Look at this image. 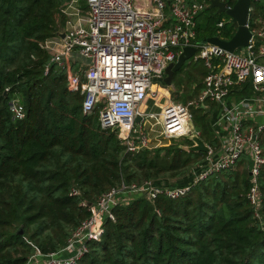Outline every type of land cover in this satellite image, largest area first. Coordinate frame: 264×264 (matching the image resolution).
Listing matches in <instances>:
<instances>
[{
	"label": "trees",
	"instance_id": "obj_1",
	"mask_svg": "<svg viewBox=\"0 0 264 264\" xmlns=\"http://www.w3.org/2000/svg\"><path fill=\"white\" fill-rule=\"evenodd\" d=\"M67 1L0 0V264H28L38 253L58 252L89 217L85 203L95 205L123 182L185 186L186 174L206 155L179 149L190 144L185 138L129 152L118 131L101 127L98 110L83 112L82 70L51 64L42 47L65 30ZM251 8L264 10L256 0ZM222 15L212 9L198 17L197 43L234 37L231 18L217 28ZM234 93L252 96L251 84ZM12 101L24 107L23 119L14 118ZM211 120L201 110L195 128L218 147ZM236 170L209 176L177 200L139 197L117 208L79 264H264V167L258 210L248 198L249 171Z\"/></svg>",
	"mask_w": 264,
	"mask_h": 264
},
{
	"label": "built area",
	"instance_id": "obj_2",
	"mask_svg": "<svg viewBox=\"0 0 264 264\" xmlns=\"http://www.w3.org/2000/svg\"><path fill=\"white\" fill-rule=\"evenodd\" d=\"M70 1L61 7L68 17L65 30L57 33L65 35L59 42L61 50L53 46L51 38L42 47L51 54V64H74L82 70L83 112L92 114L98 110L101 127L118 131L129 152L150 149V119L155 125L156 121L159 123V135L164 140L181 139L194 133L200 135L192 109L204 110L209 103L221 106L232 98L236 101L225 106L212 125L220 145L207 143L210 152L188 172L191 183L172 187L153 181L123 182L89 207V217L73 232L64 248L49 254L38 253L28 264H79L88 251V243L99 237L103 222L115 221L117 208L139 197L151 202L161 196L171 200L183 198L209 176L236 170L243 158L249 162L248 198L258 210L262 201L259 176L264 167V27L251 30L247 47L229 52L215 44L196 42L197 19L213 0H86L87 17L77 25L70 19L73 12L80 16V10L76 0ZM219 1L229 9L237 2ZM226 24L223 19L217 28L223 29ZM188 47L196 48L194 59L202 61L207 72L202 92L193 100L169 103L155 117L142 112L144 103L158 96L153 86H164L159 79L165 77L168 66ZM48 72L49 67L45 74ZM248 83L252 96L236 98L234 91ZM11 111L15 119L25 117L19 101L11 102ZM139 115L142 121L137 124Z\"/></svg>",
	"mask_w": 264,
	"mask_h": 264
},
{
	"label": "water",
	"instance_id": "obj_3",
	"mask_svg": "<svg viewBox=\"0 0 264 264\" xmlns=\"http://www.w3.org/2000/svg\"><path fill=\"white\" fill-rule=\"evenodd\" d=\"M252 1L255 0H237L233 8H228L226 3H221L219 0H213L209 6V10L217 9L218 14H226L231 19L232 22L238 26V30L235 33L234 37L229 40L225 41L218 37H212L207 39L206 41L202 42V44L211 43L218 45L220 47L225 48L229 52H235L236 50H241L244 47L249 45V41L252 38V32L249 26L250 20V13H251V5ZM62 36H65L64 34ZM196 48L188 47L183 50L181 55L179 56L178 60L175 63H172L168 66L165 71V77L159 79V82L172 88L173 80L177 72H179L183 66L186 64L187 61L192 59L195 56ZM7 96V92L5 93ZM234 102L236 99H233ZM209 111V109H205ZM142 121V116H138L136 118V123L139 124ZM186 140L190 142L187 145H179V149L186 151L188 153H209L210 148L207 143L201 138L200 135L194 133L185 137ZM88 207H91V203H86ZM20 234L23 233V229L19 231Z\"/></svg>",
	"mask_w": 264,
	"mask_h": 264
},
{
	"label": "rangeland",
	"instance_id": "obj_4",
	"mask_svg": "<svg viewBox=\"0 0 264 264\" xmlns=\"http://www.w3.org/2000/svg\"><path fill=\"white\" fill-rule=\"evenodd\" d=\"M73 1V0H71ZM70 1V2H71ZM78 5V8L80 10V14L82 15V17H87V4H86V0H76L75 2ZM262 6H264V0H261V2L259 3ZM216 13V12H215ZM222 19H224L225 21H229L230 17L227 16L226 14L222 15ZM206 71L204 64L202 63V61H196L194 59V57L192 59H190L189 61L186 62V64L183 66V68L180 70V72L175 75L174 80H173V90L174 91H167L166 95L167 97H170V99L172 100V102H187L189 100H193L195 99V96L198 93V90L200 88V85H202L203 88V83H202V72ZM204 79V78H203ZM160 85V84H158ZM164 85V84H163ZM157 87L158 86H154ZM164 87L168 90V86L164 85ZM201 88V90H202ZM168 94H170V96H168ZM162 96L159 97V99ZM165 99V98H163ZM168 99V98H167ZM210 104V103H209ZM192 113H194V120L195 117L198 115V111L193 110L192 109ZM212 119V118H211ZM151 120V119H150ZM149 120V122H150ZM153 121V120H151ZM148 128L150 130L151 135H153V132L156 130L158 125H152L154 129L150 128L149 123H148ZM159 130L161 132H158V135L162 133V129L159 126ZM155 136V135H154ZM182 142H186L185 140H181ZM174 143V139L173 141H168L165 142L164 144L155 142L154 144H152V142L148 143L147 147H149L150 149H144V150H152V149H157V148H162V147H168L170 145H172ZM208 143V141H207ZM157 144V145H156ZM238 173H243L244 171H249V162L248 160L244 159L242 160V162L239 164L237 170ZM191 177L189 176V173L186 174L185 178ZM187 180V179H186Z\"/></svg>",
	"mask_w": 264,
	"mask_h": 264
},
{
	"label": "crops",
	"instance_id": "obj_5",
	"mask_svg": "<svg viewBox=\"0 0 264 264\" xmlns=\"http://www.w3.org/2000/svg\"><path fill=\"white\" fill-rule=\"evenodd\" d=\"M257 1V0H256ZM257 2H261V1H257ZM260 6H262L261 4H259ZM263 8H264V6H262ZM207 10H209V8L207 9ZM213 10H217L216 8L215 9H213ZM254 10H256V9H253V8H251V13L254 11ZM256 12L258 13V16H257V13H256V16H257V18L255 19V23H256V27L254 28V29H251V30H259V29H261V28H263L264 27V14H263V12H264V10H263V12H262V9H258V10H256ZM251 13H250V15H251ZM83 18H85V17H82V15L80 14V16H77V15H75L74 14V12H73V16L71 17V22L74 24V25H77V24H80V23H82V19ZM232 20V19H231ZM171 24V23H170ZM63 35V33H61V34H59V35H56V36H54V37H52L51 38V40H52V42H53V46L56 48V49H59V50H61V47L59 46V42L64 38V36H62ZM261 62H264V58H262L261 59ZM204 77H202V83H203V79ZM169 88V87H168ZM158 96H157V98H155V99H152V98H150V99H148L145 103H144V105L141 107V111L142 112H144V113H146V114H148V115H151V116H154L155 117V115H159L162 111H163V109L169 104V103H171L172 102V100L170 99V94H168V96H170V97H167V95H166V92L168 91L169 92V90L171 91H174L173 90V87L172 88H169L168 90L164 87V86H162V85H159L158 86ZM202 90H203V88H202ZM202 90H200L198 93H197V95L195 96V98L202 92ZM160 96H162L160 99H159V97ZM163 98H165V99H163ZM168 98V99H167ZM233 103H234V100H233V98L231 99V100H228V101H226L225 102V104H223V105H212V104H208V106H206L205 108H204V112H205V114H210V116H211V118H212V125L214 124V122L220 117V114H221V112L223 111V109H224V107L225 106H227V107H230V106H232L233 105ZM205 109H209V111H206ZM199 111H201V110H198V112ZM261 120H263V119H261ZM156 123L158 124V127H156L157 128V131L155 130L154 132H153V135H151V133L150 132H148V134H149V140H150V142H152V144H154L155 142H158V143H165V142H168L167 140H164V138H161L160 137V135H158V132H161L160 130H159V123L156 121ZM213 127V126H212ZM213 129L215 130V128L213 127ZM155 135V136H154ZM215 135H216V137H218L217 136V133H216V130H215ZM170 141H173V140H170ZM169 141V142H170ZM207 143V142H206ZM157 145V144H156ZM242 160H244V158L242 159ZM242 161H240V163H241ZM239 163V164H240ZM190 180L189 182H191V180H192V177H188V178H185V180ZM188 182V183H189ZM172 183H176L175 181H173ZM187 183V184H188ZM39 263H42V260H39Z\"/></svg>",
	"mask_w": 264,
	"mask_h": 264
},
{
	"label": "bare ground",
	"instance_id": "obj_6",
	"mask_svg": "<svg viewBox=\"0 0 264 264\" xmlns=\"http://www.w3.org/2000/svg\"><path fill=\"white\" fill-rule=\"evenodd\" d=\"M153 89H158V88L153 86ZM154 123H155V122H151V120H150V122H149V126H150V128L154 129L153 126H152V125H154Z\"/></svg>",
	"mask_w": 264,
	"mask_h": 264
}]
</instances>
